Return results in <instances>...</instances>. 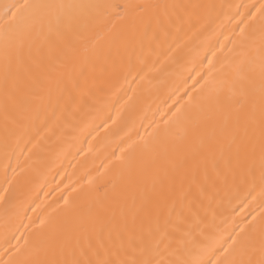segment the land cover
Listing matches in <instances>:
<instances>
[{
	"label": "bare ground",
	"instance_id": "6f19581e",
	"mask_svg": "<svg viewBox=\"0 0 264 264\" xmlns=\"http://www.w3.org/2000/svg\"><path fill=\"white\" fill-rule=\"evenodd\" d=\"M0 264H264V0H0Z\"/></svg>",
	"mask_w": 264,
	"mask_h": 264
}]
</instances>
